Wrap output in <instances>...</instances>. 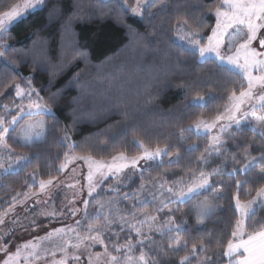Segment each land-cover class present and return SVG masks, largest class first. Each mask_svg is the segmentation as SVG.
Masks as SVG:
<instances>
[{
  "label": "trees",
  "instance_id": "1",
  "mask_svg": "<svg viewBox=\"0 0 264 264\" xmlns=\"http://www.w3.org/2000/svg\"><path fill=\"white\" fill-rule=\"evenodd\" d=\"M16 0H0V11ZM123 0H45L44 6L30 14L5 35L10 45L8 63L0 62V114L2 106L12 104L15 84L30 80L40 98L51 107L45 116L47 139L23 147L8 144L14 152L28 156L31 163L23 170L0 176V199H11L23 192L31 176L38 180L54 179L68 147L63 142L67 133L72 143L80 145L74 154H91L108 160L118 152L128 156L141 150L133 140H143L151 147L168 146L169 153L179 151L181 161L170 169L175 179L183 170L200 168L197 158L207 145L200 136L181 141L180 129H187L195 121L212 119L223 111L227 95L242 83L239 76L224 71L209 60L199 62V56L183 51L176 41V26L188 20L189 26L202 34L211 33L214 15H205L217 0H156L150 16L134 18L122 7ZM134 0H128L131 7ZM167 5L166 11L160 9ZM199 92L207 100L206 107L188 106ZM188 132H184L185 137ZM199 145L198 151H188V145ZM250 145V147H249ZM250 155L246 156L244 148ZM225 150L218 157H210L207 171L220 170L212 177V186L190 202L171 207L178 223L183 221L182 241L199 245L204 240L206 253L213 260L217 252L222 256L235 220L238 218L234 197L240 193L242 201L250 199L251 191L264 185V168L256 163L247 172L241 171L253 157L264 155V140L248 126L233 128L226 140ZM121 178L122 192L138 184L137 176ZM244 181L240 189L236 181ZM111 182L105 185L108 187ZM120 192V193H122ZM114 193L109 192L108 196ZM202 201H217V212L202 226L195 222L193 205ZM264 219V206L257 207L253 220ZM157 245L165 248L168 237L155 236ZM210 241V243H209ZM217 241L223 243L218 246ZM151 255L159 264H178L184 255Z\"/></svg>",
  "mask_w": 264,
  "mask_h": 264
},
{
  "label": "snow or ice",
  "instance_id": "2",
  "mask_svg": "<svg viewBox=\"0 0 264 264\" xmlns=\"http://www.w3.org/2000/svg\"><path fill=\"white\" fill-rule=\"evenodd\" d=\"M44 2L45 0H16L7 6V10L0 11V60L8 63L6 53L10 45L4 42L5 35L40 8ZM155 5L156 0H134L130 10L135 16L142 17L146 12L154 16L159 14L150 11ZM122 7L125 9L129 7L128 0H123ZM166 9L167 5H164L160 11ZM205 15H214L215 18V25L208 35L202 34L199 30L203 20L197 28L189 26L188 20L177 25V36L179 40L185 42L183 51L192 56L198 55L199 62L213 61L222 70L239 76L242 83L238 89L234 88L227 95L223 111H217L214 118L210 120L201 118L187 129H180V139L183 141L186 139L183 136L184 132L195 131L196 134H200L203 130L208 134L218 128V133L211 136L209 143L197 158L198 162L203 164H206L213 154H222L221 149L225 144L223 134L233 124L239 129L242 120L253 122L254 126L251 130L258 132L261 140H264V0H217ZM28 83L30 85V80ZM14 88L16 96L21 99V104L16 105V114L11 115L10 119L0 115V170L5 173L21 171L31 163L30 157L21 155H15L13 163V149L8 144L10 129L15 130L13 126L18 124L22 115L52 114L51 107L38 102V94L37 100L32 99V93L36 92L35 88H25L20 84H15ZM25 97L29 101L27 107L23 104ZM206 105L205 96L199 92L188 101V106L191 107H206ZM3 108L10 113L8 105H3ZM48 131L44 121H29L20 128L18 139L22 146H32L36 142L45 141ZM62 139H69L67 133ZM133 144L141 150L139 155L130 157L125 152H118L112 155L110 160L97 159L91 154L76 155L74 151L65 152L64 162L60 164L59 171L65 170L68 164L75 161H83L88 169L86 177L88 199L83 200L82 208L68 210L73 217L80 213L81 218L75 220L74 224L52 228L44 236L19 243L12 252L8 250V244L3 241L4 237L14 229H9L7 233L0 232V252L4 253L0 264H82V256L86 257L87 264H159V261L151 255L154 246L157 248V255L172 256L184 252L185 254L179 257L178 264H193L194 259L196 264H221L219 251L216 260L207 255L202 257L199 255L208 251L204 240H200L199 245L193 243L189 249L188 241L179 238L184 230L183 221L178 223L173 215L179 209L168 207L169 204L187 203L198 197L209 187L210 177L219 175L220 170L215 169L212 173H205L203 170L190 168L187 181L181 177L180 180L173 181L171 186L160 176L149 175L147 184L156 190L151 193L152 201H157L159 197V206L155 208L157 214L154 215L144 210V206L149 201L141 200L139 196L140 193L148 190L144 182L137 191L123 195L120 194L119 184L126 170H132V174L139 173L141 181H144L148 169L140 167L139 161H155L161 156L168 155V146L153 148L146 145L143 140L137 139L133 140ZM67 147L74 150L80 145L69 143ZM187 150L198 151L199 145H188ZM243 150L246 156L250 155L247 147ZM4 153L7 154V167ZM180 161L181 155L177 151L174 158H170L167 163L171 167L173 164L179 165ZM256 163H260L264 168V155L259 159L253 157L241 171L247 172ZM261 178L264 179V176ZM109 179L117 183L107 189L103 188ZM243 183L244 181L237 180V188L240 189ZM53 184L52 178L41 180L40 192L32 195L39 196L45 193ZM108 192L116 193V196L107 200L102 199ZM247 195L250 199L244 201L241 200L239 192L234 197L238 218L232 228L231 238L228 239L222 252V256L227 258V264H264V219L253 220L254 206H264V185L256 190L254 196L251 195V191ZM128 200L136 203L132 205L131 210L125 209L127 212L125 215L121 213L120 204ZM15 203L13 198L12 212L15 211ZM36 203L39 204L40 201L37 200ZM90 205L92 211L89 210ZM166 208L167 212H165ZM193 209L196 211L197 223L202 225L207 217L215 213L216 206L202 201L193 205ZM162 212L163 218L158 215ZM8 214L7 210L0 212V225L4 224ZM41 214L50 220L58 219L63 215L47 209L42 210ZM12 223L25 229L40 227L35 220H30L28 225L22 224L18 219ZM125 231L124 243H120L122 239L120 234ZM153 233H159L162 239L168 237L166 248L162 244H156L152 238ZM222 243L217 241L218 246ZM97 246L102 251H93Z\"/></svg>",
  "mask_w": 264,
  "mask_h": 264
},
{
  "label": "rangeland",
  "instance_id": "3",
  "mask_svg": "<svg viewBox=\"0 0 264 264\" xmlns=\"http://www.w3.org/2000/svg\"><path fill=\"white\" fill-rule=\"evenodd\" d=\"M45 4V2H44ZM44 4L40 7L37 8L34 12L40 10ZM123 4V2H122ZM124 8V7H123ZM125 9V8H124ZM126 11H128L130 13V15L134 18H138L141 19V16H135L132 14L130 7H128L127 9H125ZM33 12V13H34ZM175 38L177 43H179L180 45H182L183 47L185 46V42L179 40L178 36H177V26H176V34H175ZM0 62H2V60H0ZM22 87L28 88H34L31 84L29 85L28 81L26 80V82H23L22 84H20ZM12 91H13V102L12 104L8 105L9 109L11 110L10 113L6 112L5 109L2 106V111H3V116H5L6 119H10L11 115H15L16 114V105L21 104V99L18 98L15 94V88L14 86L12 87ZM37 94H38V102L45 104L46 103L40 98L38 91L36 90V92L32 93V99L33 100H37ZM29 103L28 98L25 97L23 100V104L25 107H27V104ZM247 108V106H245ZM259 114V113H258ZM1 115V114H0ZM51 114H40L38 116H28V115H22V118L19 119L18 124L14 125L13 128L15 130L10 129V133H9V137H8V143H18L20 146H22V143L19 141V135H20V128L28 123L29 121H36V120H42L45 122V126L46 125V121H45V116H48ZM242 125H246L248 126V129L253 132L251 129L254 126L253 122L248 121H241L240 126ZM233 128H237V126L235 124L232 125L231 128H229V130L227 132H225L222 136L223 140L225 141L226 144V140L227 137L230 133V131ZM218 128L213 129L210 133L205 134L203 132V130H201L200 134H196L195 131L193 132H188V134L185 136L186 139H189L190 136H200V137H204L207 140V144L209 143L211 136L216 135L218 133ZM256 135L259 136L258 132H253ZM69 137V136H68ZM63 142L66 144L72 143L70 137L68 140H63ZM39 143V142H36ZM224 144V146H225ZM23 147H27V146H23ZM225 150V148L221 149V153ZM73 150H70L68 148V152H71ZM15 155H21L22 154H18L16 152L13 151V163H14V158ZM4 161H5V166L7 167L8 161H7V154L4 153ZM175 154H170L169 153V149H168V155L166 156H161L159 158H157V160L152 161H145V160H141L139 161V166L140 167H144L146 169H148L147 172H145V180L141 181V179H139L138 184L134 187V189L132 188L131 190H128L126 192H122L121 191V187H120V193L121 195H123L124 193H130V192H135L139 189V186L142 182L145 183L146 188L148 189L147 191H144L142 193L139 194L140 199L141 200H148L149 203L146 204L144 206V210L151 212L152 214H157L155 212V208L159 206L158 200L159 197L157 199V201H152V196L151 193L155 192V189H152L150 185L147 184V177L149 175L151 176H160L164 181H167L168 185L171 186L173 184V181L176 180H180L181 177H183L184 181H187L189 178L190 173L188 172V170H183V174L179 175L178 177H175V179H171L168 180L167 176L170 175L173 177V171L170 169L172 166H174L175 164H173L171 167H169L168 165V160L170 158H174ZM219 155L213 154L211 157H218ZM210 158V157H209ZM110 160V159H108ZM162 161V163H161ZM64 162V160H63ZM62 162V163H63ZM209 160L206 164L201 163L200 168H196L193 170H203L205 173H212L211 171H207V169H205V167L209 164ZM244 168V167H243ZM87 166L84 164L83 161H75L72 162L70 164H68V166L65 168V170L63 171H57L58 176L56 178H54V184L52 186H49L46 190L45 193L40 194L39 196L36 195H32L33 193H39L40 192V188H39V183L41 180H38L36 176H31L29 179V182L25 188V190L23 192H19L16 195H14L11 199L9 200H4L5 205L3 206V201L2 199H0V212L3 211H8L9 214L5 217V222L3 225H0V232H5L7 233L9 229H14V231L8 233V235H6L4 237V243L8 244V250L10 252L15 251V246L19 243H23L27 240H30L34 237H40V236H44L45 233L47 231H49L52 228H57V227H61L62 225H68V224H74L75 220L80 219L81 218V214L78 213L75 217L71 216L68 212L69 209L71 208H82L83 207V200L84 199H88V195H87ZM16 173V172H15ZM6 174H10V173H5L3 170H0V176L6 175ZM130 176L129 180L134 178L135 176H137L138 178H140L139 173H135L132 174V170H126V173L124 176ZM124 176H122L121 178H123ZM214 175H212L210 177L209 180V187L206 189L208 190L211 186H212V177ZM111 182L110 185L117 183L114 180L109 179L107 182H105V184L103 185V188H105V185ZM69 185H75V187H69ZM108 185V187L110 186ZM106 187V189L108 188ZM204 190V191H206ZM19 194V195H18ZM109 194V192L107 193V195ZM116 196V193H114L112 196H103L102 199L107 200V199H111L114 198ZM30 197V198H27ZM13 198H15V211L12 212L11 211V206L13 205ZM39 200L40 203L37 204L36 201ZM136 203V201H132V200H128V201H122V203L120 204V208H121V213L122 214H127V212L125 211V209L131 210L132 209V205ZM211 204L216 206V211L217 212V208H218V204L217 201H213L210 202ZM182 203H173V204H169L168 207H174L177 205H180ZM235 206V203H234ZM255 210H256V206ZM47 209L48 211H52L55 210L57 212L63 213L62 216H60L58 219H52L50 220L47 216L41 214L42 210ZM90 211L93 210L92 206L90 205ZM165 212H167V208L165 209ZM237 212V211H236ZM214 213V214H215ZM213 214V215H214ZM161 218L164 217V213H159L158 214ZM207 217L204 220V224H206L207 222L211 221L212 216ZM238 215V212H237ZM19 220L22 224L24 225H28L30 220H35L36 223L38 225H40L39 228L33 229L31 227H28L27 229L19 226V225H14L12 222L14 220ZM195 222L197 223V219H196V214H195ZM198 226H202L201 224H198ZM145 231H147V229H145ZM122 239L120 240V243H124V239L123 237L126 236V231L122 232L121 234ZM134 237V233L132 234ZM155 236H160L159 233H153L152 234V238L154 239ZM93 251H102V249L97 246L95 249H93ZM203 255H201L202 257ZM57 257H59V253H57ZM4 258V253L0 252V260H2ZM82 264H87V259L85 256H82ZM193 264H196V260H193ZM227 264V263H226Z\"/></svg>",
  "mask_w": 264,
  "mask_h": 264
}]
</instances>
